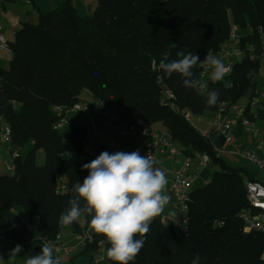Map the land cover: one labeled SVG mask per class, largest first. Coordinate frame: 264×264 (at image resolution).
Segmentation results:
<instances>
[{
    "label": "trees",
    "instance_id": "trees-1",
    "mask_svg": "<svg viewBox=\"0 0 264 264\" xmlns=\"http://www.w3.org/2000/svg\"><path fill=\"white\" fill-rule=\"evenodd\" d=\"M231 23L238 25L246 53L221 81L209 78L204 94L185 87L178 73L168 77L153 69V60L158 65L165 52L171 53L170 60L179 59L176 53L181 50L203 60L210 49L224 44ZM263 39L264 0H97L84 16L72 0H61L56 8L39 13L36 21H23L8 40V65L0 66V121L10 126V145L20 151L14 171L0 173L4 236L22 245L30 257L40 251L31 228L5 215L15 207L40 235L53 237L61 230V214L75 195L72 187L88 175L81 156L85 124L69 119L68 154L61 156L63 138L53 129L57 118L50 107L78 102L80 92L88 90L121 121L141 116L150 126L160 123L183 155L193 160L205 155L220 166L211 171L206 184L191 190L187 230L163 225L156 217L130 264H191L197 255L200 264H264V233L245 231L237 215L246 205L244 177H257L243 167H226L210 138L200 135L180 113L214 114L220 103L233 104L257 87L253 75L261 66ZM200 69L193 68L194 79ZM164 88L174 94L177 109L161 101ZM212 90L219 99L209 106L206 93ZM27 143L30 148L22 152ZM38 150L44 155L40 164L35 161ZM58 173L67 181L60 194L55 192ZM89 217L82 215L69 226L77 231ZM93 235L103 241L108 264H115L107 254L110 245L105 237L95 231Z\"/></svg>",
    "mask_w": 264,
    "mask_h": 264
},
{
    "label": "built area",
    "instance_id": "built-area-1",
    "mask_svg": "<svg viewBox=\"0 0 264 264\" xmlns=\"http://www.w3.org/2000/svg\"><path fill=\"white\" fill-rule=\"evenodd\" d=\"M2 29L3 26L0 24V49L9 50L8 41L2 33ZM246 46L251 48V45ZM207 53L220 58L229 72L231 64L240 61L246 53V49L242 45L238 25L231 23L224 44L216 49H210ZM259 56L264 59V39L260 44ZM211 71V68L205 71L201 67L198 79L204 87H198L199 91H206ZM161 94V101L171 108L177 109L173 102L174 94L170 89L164 88ZM99 104L101 107L96 110L95 115L91 113L89 105L85 102L53 104L50 109L57 118L53 124V129L60 130L64 124L69 122L72 113H80L88 118L89 123L82 122L85 124V132L82 140L81 156L86 163L91 162L102 151L112 154L117 151L132 152L138 150L142 156L151 153L153 159L157 162L156 166L169 179L172 195L170 212L160 214L158 217L159 222L186 231L189 217V194L194 187L204 185L209 180V178L200 177L192 169V164L196 162L199 167L204 168L207 167L210 159L205 155H200L196 160H193L180 152V163L176 166H166L163 163L164 159L172 158L179 153L175 147L176 143L173 142L169 133L157 132L141 116L125 123L119 119V116L113 110L103 106L100 102ZM180 113L196 128L200 135L204 137L214 135L222 140V144H219L218 141L211 140V142L216 156L220 158L226 167H236V162L232 159L233 156L247 160L264 176V90L258 87L253 88L244 105H239L237 102L233 104L220 103L213 116L207 121L206 128L195 126L190 119L189 111L180 110ZM240 130L248 134V142H243L238 138ZM10 141V126L0 121V144H6L8 151V157L0 160V163L5 166L6 170L13 172L15 168L14 161L19 156L20 151L18 147L10 145ZM67 154V149L61 152V156ZM244 187L246 205L241 207L237 213L242 221L243 229L264 233V179H250L245 176ZM66 188V178L60 173L56 174L55 192L58 194L63 193ZM10 210L13 211V208ZM16 220L25 227H30L32 223L25 214H18ZM90 221L91 216L79 230L74 231V242L72 244H66L62 241L61 230L53 237L40 235L37 242L41 246L45 242H51L54 245V256L61 259V264H64L63 258L72 254L80 245L89 247L96 256V261H103L107 259L105 246L102 240H95L94 229ZM59 226H64L61 220ZM0 240L6 241L5 243L0 241V248L13 244L11 240L4 236L1 230Z\"/></svg>",
    "mask_w": 264,
    "mask_h": 264
},
{
    "label": "clouds",
    "instance_id": "clouds-1",
    "mask_svg": "<svg viewBox=\"0 0 264 264\" xmlns=\"http://www.w3.org/2000/svg\"><path fill=\"white\" fill-rule=\"evenodd\" d=\"M171 47L176 48V43ZM170 55L165 52L158 65L153 60V69L168 77L173 73L180 74L184 78L183 85L188 88L204 87L199 79L193 78V68L197 65L205 71L212 69L210 79L214 83L221 81L228 72L222 60L211 53H206L203 60L196 53L186 54L182 50L176 53L179 59L170 60ZM218 99L216 90L206 93L209 106H214ZM156 164L151 153L142 156L138 150L112 154L102 151L91 162L82 165L88 175L73 185L75 195L60 220L64 225H71L82 215L91 216L90 224L95 233L104 236L110 245L107 249L109 258L115 264L134 262L145 244L150 225L170 199L165 191L167 177ZM22 251V245H15L8 259L15 261ZM200 259L199 255L195 256L191 264H200ZM24 264H61V259L54 256V245L45 242L37 255L25 258Z\"/></svg>",
    "mask_w": 264,
    "mask_h": 264
},
{
    "label": "rangeland",
    "instance_id": "rangeland-1",
    "mask_svg": "<svg viewBox=\"0 0 264 264\" xmlns=\"http://www.w3.org/2000/svg\"><path fill=\"white\" fill-rule=\"evenodd\" d=\"M96 1L97 0H85L86 13H89L92 11V9L94 8V6L96 4ZM43 3L45 5V8L43 9L44 12L49 11L50 9H53V8H50V7H52L53 2H48V0H47V4L45 2H43ZM75 5L77 7L78 14L82 16V14H83L82 10H79V8H78L79 2H75ZM253 78H254V80L257 81V84H256L257 87L264 90V59L263 58H261V66L259 68V71L257 73H254ZM250 93H251V90L248 89L245 92V94L237 101V103L239 105H244L246 103V101L248 100ZM78 98H79L80 102H85L89 105L91 113L93 115H95L96 110L101 107L99 104V101L96 99V97L88 90H82L80 92ZM109 109L112 110L111 107ZM212 116H213V113L211 111H204L203 113H200V114H190V119L195 126H198L201 128H206V123ZM70 119L73 122L81 121L84 123H89L88 118L85 115L80 114V113L70 114ZM152 128L155 129L156 131L160 132V133L163 131H166V128L163 125H161L160 123H154L152 125ZM70 133H71L70 132V124H69V122H67L60 129V134L62 135V138H63V148L64 149H66L68 147L69 139H70ZM209 138H210V140L217 142L216 136L210 135ZM175 147L178 151L179 146L176 144ZM29 148H30V144L27 143L26 146L23 148L22 152H25ZM5 157H8L7 145L6 144H0V160H3ZM232 159L235 160L237 167H240V168L243 167L247 170L248 173H251V174L253 173L259 178L264 177L262 172H260L253 164H251L247 160L238 159V158H235L233 156H232ZM35 161L38 164H40L44 161V155L40 150H38L36 152ZM163 163L166 166H171V163L169 161H167V159H164ZM195 164H196V162H194L192 164L193 168H195L196 166L198 167V165L197 164L195 165ZM219 167H220L219 164L212 163L211 161H209L207 164V167L204 168L205 169V172L203 173L204 177L209 178V174L211 173V171L213 169H219ZM0 173H11V172L6 170L5 166L0 163ZM167 181H168V183H167L165 191H166V194L169 196L170 199H169V203L164 207L162 213L170 212V201L172 199V195L170 192V187H169L170 182H169L168 178H167ZM13 209H14V211H15V209H17V210L12 215H10L7 212H5V214L9 218H11L13 221H16V214L17 213H23V212H22L20 207L13 208ZM80 221L83 222L81 219H80ZM30 228H31L33 240L35 242V240H37V238H38L39 230L33 223H31ZM73 231H74L73 228L69 225H64L63 227H61V235L62 236H65L66 232H69V233L74 235ZM0 241L5 243L4 240H0ZM73 242H74V240H73ZM14 246H15V244H13L10 247L5 246L3 248H0V264H24L25 258L30 257L28 255V253L23 249V251L18 254L19 256L15 259V261L8 259V255ZM95 260H96V256L92 253V251H89V250L82 251V245H80L77 249V252L73 256V263H69V264H89L90 262H93L94 264H108L107 259L100 261V262H96Z\"/></svg>",
    "mask_w": 264,
    "mask_h": 264
},
{
    "label": "crops",
    "instance_id": "crops-1",
    "mask_svg": "<svg viewBox=\"0 0 264 264\" xmlns=\"http://www.w3.org/2000/svg\"><path fill=\"white\" fill-rule=\"evenodd\" d=\"M43 2H45L47 4V0H29V2H27V0H0V24H2V26H3L2 33H3V35L7 41L12 38L14 32L20 28L23 21L34 22V21H36L39 13H44L43 9L45 8V5ZM48 2H53L52 7H50V8L54 9L59 5L60 0H48ZM72 2L76 8V11H77V7L75 5V2H79L78 8H79V10H82V13H83L82 16L88 14V13H86V9H85V0H73ZM10 58H11L10 50L0 49V66L6 67L10 61ZM257 123L260 124L259 121H257ZM161 133H167V130L163 131ZM216 138H217V141L219 142V144H222V140L218 136H216ZM238 138L240 140H242L243 142L249 141L248 134L242 130H240V135ZM178 152L179 153L177 155H175L174 157L167 159V161H169L171 163V166H176L180 163V159H181L180 149L178 150ZM198 167L197 166L195 168L192 167V169L194 171H196L200 177H204L203 173L205 172V169H204L205 167L204 168L203 167L198 168ZM255 177H257V176L255 175ZM257 178H259V177H257ZM207 179H208V177H207ZM260 179H264V177H262ZM15 208H17V207H15ZM16 210L17 209H15V211ZM15 211L13 209V211L9 210L7 213L12 215L13 213H15ZM166 213H168V212H166ZM18 214H23V213H17L16 216ZM13 222H15V221H13ZM73 233H75V232L73 231ZM39 236H40V232L38 234V237ZM61 239L66 244H72L73 240H74V235L69 233V232H66L65 236L61 235ZM32 241L35 244L37 243V240H35V242H34V240H32ZM12 245L13 244H11L10 246H12ZM6 246L10 247L8 245H6ZM78 247L75 249V251L72 254L65 256L63 258L64 264L73 263V256L77 252ZM85 248H88V247L82 246V250ZM88 250L91 251L90 248H88ZM96 262H100V261H96ZM90 263L94 264L93 262H90Z\"/></svg>",
    "mask_w": 264,
    "mask_h": 264
}]
</instances>
